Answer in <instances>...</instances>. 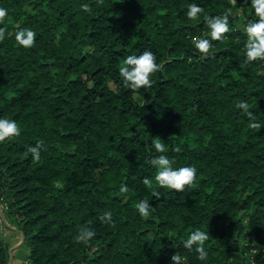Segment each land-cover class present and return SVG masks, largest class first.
Returning a JSON list of instances; mask_svg holds the SVG:
<instances>
[{
  "label": "trees",
  "instance_id": "obj_1",
  "mask_svg": "<svg viewBox=\"0 0 264 264\" xmlns=\"http://www.w3.org/2000/svg\"><path fill=\"white\" fill-rule=\"evenodd\" d=\"M83 2L0 0V115L21 128L0 141V200L30 264H171L174 252L179 264H242L238 234L261 247L264 264V126H249L264 121V59L245 60L250 0H198L197 19L186 15L189 0ZM221 12L230 30L204 55L193 39L207 33L204 13ZM23 25L36 31L30 47L14 36ZM146 47L161 68L132 89L118 69ZM154 139L173 166L196 165L190 185L156 182ZM38 140L36 159L27 149ZM143 197L147 218L135 207ZM83 228L95 230L89 242L76 238ZM194 228L208 233L204 260L182 243ZM9 247L0 236V264Z\"/></svg>",
  "mask_w": 264,
  "mask_h": 264
},
{
  "label": "clouds",
  "instance_id": "obj_2",
  "mask_svg": "<svg viewBox=\"0 0 264 264\" xmlns=\"http://www.w3.org/2000/svg\"><path fill=\"white\" fill-rule=\"evenodd\" d=\"M254 9V15H249L241 25V31L246 34L244 41L245 60L248 62L264 59V0H250ZM84 9H89L90 5L85 0L81 4ZM186 15L189 18L197 19L202 12V4L198 0H189L187 3ZM7 8L0 6V19H3L7 13ZM228 12L221 13H204V23L207 24L208 30L206 34L197 35L193 39V44L202 54L208 55L209 49L212 47L213 40L222 39V34L230 30ZM5 34V26L0 25V38ZM16 41L19 44L30 47L35 43L36 31L28 25L18 26L14 33ZM161 68V64L157 62V54L151 48H144L137 52H129L121 61L119 73L123 78V82L132 89H139L141 86L147 87L153 83L152 74ZM238 108L246 110L249 116L252 115L248 109L247 100L241 99L237 102ZM252 128H261L264 126V121L252 119L249 122ZM21 128L18 121L6 115H0V141L12 135H18ZM152 144L155 148V154L149 158V164L154 167V178L159 185L168 186L174 189H183L186 184L190 185L196 178L197 168L192 163H182L173 166L174 157L168 154L166 146L161 139H154ZM43 141L38 140L34 144L28 146V151L33 158L39 159ZM178 150V149H177ZM145 183L151 181L144 177ZM126 183L120 184V191H127ZM158 195L159 193H155ZM135 207L142 217L147 218L151 215V206L148 197H143L136 202ZM112 212L106 209L102 213V218L111 220ZM95 235V230L92 228H83L77 235V239L89 242L90 238ZM208 238V233L201 228L191 230L183 240V245L186 248L193 249L198 253L201 260L206 259L207 250L205 241ZM183 257L174 252L171 255V264H179Z\"/></svg>",
  "mask_w": 264,
  "mask_h": 264
},
{
  "label": "rangeland",
  "instance_id": "obj_3",
  "mask_svg": "<svg viewBox=\"0 0 264 264\" xmlns=\"http://www.w3.org/2000/svg\"><path fill=\"white\" fill-rule=\"evenodd\" d=\"M0 208H6L1 200ZM0 236L6 239L15 236L18 242L15 247H9V264H16L14 258L17 264H30L29 250L23 243L24 235L19 229L18 221L12 216H7L3 209L0 211ZM234 240L238 244L236 257L242 261V264H261L256 259L261 247L256 244L252 237L238 234L234 237Z\"/></svg>",
  "mask_w": 264,
  "mask_h": 264
},
{
  "label": "crops",
  "instance_id": "obj_4",
  "mask_svg": "<svg viewBox=\"0 0 264 264\" xmlns=\"http://www.w3.org/2000/svg\"><path fill=\"white\" fill-rule=\"evenodd\" d=\"M1 210H2V208H0V211ZM7 240L10 242L11 247H15L16 244L18 243L15 236H11V237L7 238ZM14 263L17 264V262L15 261V258H14Z\"/></svg>",
  "mask_w": 264,
  "mask_h": 264
},
{
  "label": "water",
  "instance_id": "obj_5",
  "mask_svg": "<svg viewBox=\"0 0 264 264\" xmlns=\"http://www.w3.org/2000/svg\"><path fill=\"white\" fill-rule=\"evenodd\" d=\"M23 238H24V236H23Z\"/></svg>",
  "mask_w": 264,
  "mask_h": 264
}]
</instances>
